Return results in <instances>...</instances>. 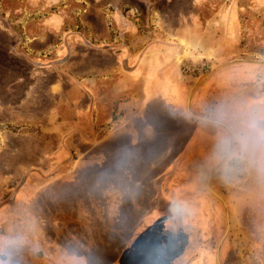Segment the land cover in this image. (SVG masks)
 Returning <instances> with one entry per match:
<instances>
[{"label": "rangeland", "instance_id": "obj_1", "mask_svg": "<svg viewBox=\"0 0 264 264\" xmlns=\"http://www.w3.org/2000/svg\"><path fill=\"white\" fill-rule=\"evenodd\" d=\"M96 48H114L126 53V57L154 52V56L143 57L140 62L132 58L131 65L135 68L129 76L131 86L123 85L119 89V102H129L128 109L132 102L142 101L140 86L133 89V84L152 77L144 85L148 100L150 89L162 83L156 78L162 68L167 73L177 70L186 86L180 89L164 84L171 88L169 99V92L162 88L170 105H180L178 111L172 112L177 116L169 114L171 129L184 130L180 128L187 117L203 123L205 130L207 127L214 130L202 134L199 141H190L189 125L184 134L178 133L170 141L172 132L164 126L162 130L170 132L150 141L126 136L99 141L95 147L93 140L94 147L84 146L83 154H79L80 144L74 140L70 153L56 154L55 143L59 141L44 139L46 133L62 135L67 127L72 131L80 124H62L61 118L50 122L46 101L53 103L58 94L51 99L45 95L44 87L54 84L52 89L60 91V82H64L65 93L68 87L79 90L73 78L65 75L63 70L68 67L62 64L71 61L68 56L72 51ZM252 61H264V0H0V204L10 202V213H20L24 206L29 208L23 219L16 220V224L11 222L6 228L23 234L21 239L27 254L37 249L42 252L44 256L39 264L45 259L57 264H85L74 245V241L79 244L80 233L89 243L104 246L98 253L107 264L111 262L110 256L117 253L113 249L122 247L143 226L148 232L137 240L147 248L135 253L137 256L131 259L135 264H217V247L226 228L225 211L221 201L206 189L205 182L220 164L213 158L218 136L230 140V135L224 127L198 120L183 111L182 104L200 75L226 63L202 79L191 97V105L196 108L205 105L212 111L216 105L236 110L243 102L244 109L238 110L242 114L264 105V65ZM168 64L171 65L166 67ZM52 65L58 66L56 70H48ZM216 89L225 91L226 98L207 101V91L214 93ZM131 92L135 93V101L130 97ZM73 107L81 117L91 118L88 97L76 100ZM126 112L124 109L121 115ZM135 112L138 114V110ZM199 116L227 125L233 134L232 148L236 149L237 134L230 124L214 118L209 111ZM119 126L123 124L109 122L99 138L110 137L112 129H122ZM191 147L195 152L185 164L189 169L186 172L183 163ZM139 150L141 157L133 156ZM99 151H105L115 163L131 161L143 165L145 160L164 171L176 166L179 172L167 185L174 195L173 202L160 207V220L150 219L143 225L137 218L142 214L140 211L114 221L109 216L112 212L108 215L106 211L112 205L92 199L102 189L64 185L65 175L75 169L73 164L83 165V160L95 159L90 153ZM260 168L256 152L255 156L249 153L232 159L227 171L221 166L213 174L211 188L227 204L230 223L219 249L221 264H264V171ZM24 184L28 187L24 193L34 190L35 198L31 204H15L13 196ZM141 204L145 208L142 200ZM126 210L122 207V211ZM0 212L3 218L0 223L6 222V208ZM113 230H120V234Z\"/></svg>", "mask_w": 264, "mask_h": 264}, {"label": "crops", "instance_id": "obj_2", "mask_svg": "<svg viewBox=\"0 0 264 264\" xmlns=\"http://www.w3.org/2000/svg\"><path fill=\"white\" fill-rule=\"evenodd\" d=\"M88 50L91 52L87 53ZM125 54L126 53L124 52L115 51L114 48H96L94 50L82 49L80 51H72L68 56L69 60L71 58V61L65 60L62 66L68 67L63 71L64 73H66L65 75L73 78V80L75 81V86L77 85L79 87V90L75 87H68V90L65 93L64 82H60V91H58V89H56L55 91L52 89V87L55 86L54 84H48L44 87L45 95H48L51 99L52 97H56V93L58 94L57 100L53 103H51L50 100L46 101L47 106L50 107V110H48L46 114L50 122L53 120V123L58 122L59 118H61L60 122L62 124H80V126L74 127V132L73 130L68 131L69 129L67 127V130L62 133V135L52 132L46 133L44 139H54V141H59L58 144L55 143L56 154L61 153L62 156H66L68 152L70 153L72 150V145L75 144L73 143L74 140L78 141V143L80 144L79 154H83L81 149L84 146L94 147V144L91 143V141L93 140L96 144L95 147L100 144L99 141L108 140L109 138H112L113 140L119 138L122 139L126 136L127 139H143L144 141H150L156 136L160 137L163 134H167L171 130L172 133L169 136V140L171 141L177 138L178 133L184 134L183 131L185 129H189L188 126L190 125L192 132L189 140L199 141L202 134H210V130H214L211 129V127H207V129L205 130V128L203 127V123H196L195 121H191V119H187V117L183 122L184 127L180 128L184 130L180 132L179 130L171 129V124H169V120L171 119V117H169V114L172 116H177V114L174 115L172 112L178 111L180 105H178V103L176 104V107L170 105V102H167L165 100L164 94L166 92L162 88L169 92V99L172 96L170 91L172 87H178L182 89L184 86H186L187 83L185 81H182L183 78L177 70L167 73L164 67H161L162 72H158L159 75L156 78L162 80V83L158 87L150 89L151 99L147 100V95L144 91V85L146 83L148 84V81L152 78L150 76V79L143 78L139 83L133 84V89H135L134 87L137 85L140 86L139 91L142 94V101L138 103L132 102L131 107H129L130 109H128V105L130 104L129 102H119V100L121 99V96L119 94L120 87L123 88V85L129 87L130 85L129 76L132 75L133 68H135L131 65L132 58H135L140 62L143 57H152L155 55L154 52L153 54L147 53L139 57H136L134 55L126 57ZM170 60L171 58L167 61ZM170 65L171 64H168L166 65V67ZM57 67L58 66L52 65L48 67V70L50 68L55 69ZM82 67L85 68L81 69ZM146 68L148 69L149 66L146 65ZM35 70L36 69H34V71ZM76 70L77 73H74V71ZM144 72L146 73V75L148 74V70H145ZM78 73L80 76H78ZM224 83L225 82L223 81L222 83H220V85ZM164 84H169L171 88H167ZM189 89L190 86H188L187 92L189 91ZM127 90L130 91V89ZM219 93L223 94L220 95ZM129 94L130 97L135 101V93L131 92ZM206 94H208V97L206 96L207 101L212 98H226L225 91L221 92L220 89H216L214 93H212L211 91H207ZM86 97L90 99L92 108V116L89 119L81 117L73 107V104L76 100L84 99ZM60 98H62L63 100H58ZM185 101L186 99L182 104V108H184L183 111L186 110ZM12 107L13 106H11V108ZM190 107L192 111L197 114V116L205 115L209 111L211 116H213L214 118H220L218 115V109L221 108L220 106L216 105V109L212 111L205 105H201L196 108L195 105H191L190 101ZM124 109H127V112L121 115ZM241 109H244L243 102L237 105V112L235 109H225L229 113V116L222 118L231 125L234 133L236 134L239 131V121L241 119H245L248 113L256 116L264 113V105H259L258 107L254 108L255 110L251 109L252 111L247 110L243 114L242 112H240ZM136 110H138V114H135ZM238 110H240V113L238 112ZM111 121H113L114 124L118 122H120V124H123V127L119 126L122 129H118L116 131L112 129L113 131H111L110 137L103 136L104 138H99L104 134L103 127ZM125 124H127V126ZM164 126L170 127V130L168 129L167 132L166 129L162 130V127ZM259 126L264 128V121H260ZM144 141L141 144L143 147ZM148 149L147 150L149 151L150 156L151 148L149 147ZM194 150L192 147L190 148L188 154L189 156L183 163L185 167L184 170L186 172H189V169L185 164L194 154ZM136 152H138L139 154L137 153L136 155ZM136 152L135 154H133V156L141 157L142 150ZM256 152L259 153V151ZM145 153L146 152L143 149L142 156H144V158L146 156ZM90 155H92V157H95V159L83 160V165H72V169L75 168L74 171L72 170L74 173L71 172V174L65 175V179H63L62 181L64 185H79L81 188L102 189V191L99 192V194H97L96 196L92 195V199L94 198L96 203L101 201L103 205H112L111 208L106 211L108 215L109 212H112V215L109 216H112L114 221L129 218L130 213H133L135 215L140 211L142 212V214H139L137 218L140 221H143L144 224L150 219H161L159 216L160 207H168V205H171L173 202L174 195L168 189L167 185L171 182L170 178L173 176L175 177L179 172L176 166L173 165L170 171H164V169L157 168L151 163H146L143 157L142 160L144 161L143 165H141L142 163L137 164V162L131 161L127 163H115L113 158H109L108 156H106L105 151H99L98 153L95 152L94 154L90 153ZM200 172L204 171L200 170ZM25 187L28 188L24 184L17 192V195L13 196L15 204L19 203L20 205H25L29 202L31 204V199L35 198V196H32L34 190L26 191V193H24ZM18 193H21L22 196L19 197ZM141 200L145 205V208H143V206L141 207ZM91 202L93 203V201ZM9 203L10 202L4 205H1L2 203L0 204V209L4 207L6 208V216H4L6 222L4 221L0 223V264H26L24 262H27L28 264H39V259H43L44 256L42 252L37 249L35 250V253L32 252L30 254H27L28 249H24L23 240L21 239V236H23V234L20 232L18 233L14 229L9 230L8 228H6L11 224V222L14 221L16 224V220H19V218L23 219V213L29 208L27 206H24L21 208L20 213H18L17 211H13L10 213L8 211L10 207ZM152 205H154L155 208H152ZM32 207H30V209ZM122 207L124 209L127 208V210L122 211ZM1 216L2 212H0V218H2ZM97 216L98 214H96V217ZM144 229L145 228L143 227L139 229V231L136 230L134 234L135 237L133 236L134 238L132 237L129 240L126 239L127 241L123 243L122 247L113 249L114 251L116 250L117 253L112 255L108 254L109 256L111 255V262L107 261V264H128L129 262H131V259L137 256L135 253H139L145 248V245L138 243L137 240L138 236L145 235L147 233L146 231H144ZM113 232H115L116 234H120V230H113ZM81 234L82 233L79 234V244L74 240L73 241L75 247H78L80 253L79 255L82 259H84L85 264H104V256L98 253V250H102L104 246H102L101 244L98 245L97 243H89L87 238H81L83 236ZM69 235L73 238V234ZM75 237H78V235L75 234ZM41 264L57 263L53 260L51 261L50 259H45L41 262Z\"/></svg>", "mask_w": 264, "mask_h": 264}, {"label": "clouds", "instance_id": "obj_3", "mask_svg": "<svg viewBox=\"0 0 264 264\" xmlns=\"http://www.w3.org/2000/svg\"><path fill=\"white\" fill-rule=\"evenodd\" d=\"M218 115L220 118H224L228 117L229 113L220 108ZM260 121H264V113L258 116L248 113L245 119L239 121L235 150L232 149V141L218 136L213 158L217 163L223 165L225 171L228 170L229 162L232 159L247 156L249 153L255 156L256 151H259L260 170L264 171V128L259 126ZM249 162L252 163L251 160Z\"/></svg>", "mask_w": 264, "mask_h": 264}, {"label": "water", "instance_id": "obj_4", "mask_svg": "<svg viewBox=\"0 0 264 264\" xmlns=\"http://www.w3.org/2000/svg\"><path fill=\"white\" fill-rule=\"evenodd\" d=\"M242 61H248V60H242ZM252 62H254V63H258V64H263V65H264V61H252ZM225 64H226V63L221 64V65H218V66L212 68L208 73H206V74H202V75H200V76L197 78V80H196V82H195V85L191 88V90L189 91V93H188V95H187V98H186V101H185V108H186V111H187L191 116L195 117L196 119L201 120V121H204V122H207V123L217 124V125H220V126L224 127L225 129H227V131L229 132V135H230V141L233 142V134H232V131L230 130V128H229L227 125H225L224 123L218 122V121H214V120H210V119L203 118V117H201V116H197V114H195V113L192 111L191 107H190L191 97H192V95H193V93H194L196 87H197V86L199 85V83L202 81V79L205 78V77H207V76H209L210 74L214 73L218 68L224 66ZM232 146H233V145H232ZM232 149H233V148H232ZM221 166H223V165L220 163L216 168H214L213 171L208 175V178L206 179V182H205V187H206V189H207L212 195H214L216 198H218V199L221 201V203H222V205H223V207H224V211H225L226 228H225V233H224L223 237L220 239L219 244H218V247H217V252H216V256H215V259H216V263H217V264H221L220 261H219V249H220V246H221V244H222V242H223V239L226 237V235H227V233H228V231H229V228H230V223H229V213H228L227 204L225 203V201H224V200H223V199H222V198H221V197H220L215 191H213V189H212L211 187H209V188H211V190H212V191H210V190L208 189V184L211 183V179H212L213 174L215 173V171H216L217 169H219ZM210 186H211V185H210Z\"/></svg>", "mask_w": 264, "mask_h": 264}, {"label": "flooded vegetation", "instance_id": "obj_5", "mask_svg": "<svg viewBox=\"0 0 264 264\" xmlns=\"http://www.w3.org/2000/svg\"><path fill=\"white\" fill-rule=\"evenodd\" d=\"M143 225H145V224L143 223ZM143 227L145 228V226H143ZM145 231L148 232V230H146V228H145ZM146 248H147V247H146V245H145V248H144V249H146ZM134 262H135V261H131V262H129L128 264H135Z\"/></svg>", "mask_w": 264, "mask_h": 264}, {"label": "bare ground", "instance_id": "obj_6", "mask_svg": "<svg viewBox=\"0 0 264 264\" xmlns=\"http://www.w3.org/2000/svg\"><path fill=\"white\" fill-rule=\"evenodd\" d=\"M209 187H211L210 184H208V189H209L210 191H212L211 188H209Z\"/></svg>", "mask_w": 264, "mask_h": 264}, {"label": "built area", "instance_id": "obj_7", "mask_svg": "<svg viewBox=\"0 0 264 264\" xmlns=\"http://www.w3.org/2000/svg\"><path fill=\"white\" fill-rule=\"evenodd\" d=\"M185 68V67H184ZM186 70V68L184 69V71Z\"/></svg>", "mask_w": 264, "mask_h": 264}]
</instances>
